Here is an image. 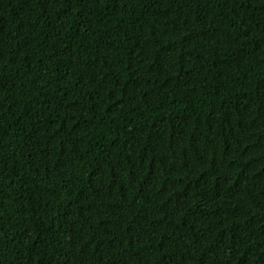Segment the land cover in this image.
<instances>
[{"label": "trees", "instance_id": "trees-1", "mask_svg": "<svg viewBox=\"0 0 264 264\" xmlns=\"http://www.w3.org/2000/svg\"><path fill=\"white\" fill-rule=\"evenodd\" d=\"M0 264H264V0H0Z\"/></svg>", "mask_w": 264, "mask_h": 264}]
</instances>
